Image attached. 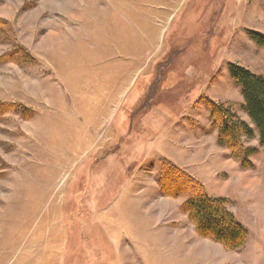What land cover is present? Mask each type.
Segmentation results:
<instances>
[{
  "label": "rangeland",
  "instance_id": "374dc122",
  "mask_svg": "<svg viewBox=\"0 0 264 264\" xmlns=\"http://www.w3.org/2000/svg\"><path fill=\"white\" fill-rule=\"evenodd\" d=\"M251 33L264 0H0V264H264V151L216 113L253 127ZM197 184L241 248L197 232Z\"/></svg>",
  "mask_w": 264,
  "mask_h": 264
},
{
  "label": "trees",
  "instance_id": "16d2710c",
  "mask_svg": "<svg viewBox=\"0 0 264 264\" xmlns=\"http://www.w3.org/2000/svg\"><path fill=\"white\" fill-rule=\"evenodd\" d=\"M251 39L264 46V35L251 33ZM232 79L241 87L245 110L253 124L238 120L231 110L218 107L220 118L219 143L238 150L246 158L254 152L243 150L242 139H253L256 134L264 151V77L250 70L231 66ZM190 193L186 202L187 212L199 234L209 236L230 250L241 248L246 241L247 231L227 208L226 200L208 196L201 185Z\"/></svg>",
  "mask_w": 264,
  "mask_h": 264
},
{
  "label": "crops",
  "instance_id": "0c3cea01",
  "mask_svg": "<svg viewBox=\"0 0 264 264\" xmlns=\"http://www.w3.org/2000/svg\"><path fill=\"white\" fill-rule=\"evenodd\" d=\"M119 116H120V119H119V121H118V126H119V127H120V126L122 127L124 124H126L127 119H124L126 116L124 117L123 114H122V115L120 114ZM121 127H120V128H121ZM136 146H137V145H136Z\"/></svg>",
  "mask_w": 264,
  "mask_h": 264
}]
</instances>
